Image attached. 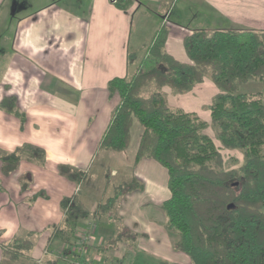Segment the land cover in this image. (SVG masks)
<instances>
[{"label":"crops","instance_id":"obj_1","mask_svg":"<svg viewBox=\"0 0 264 264\" xmlns=\"http://www.w3.org/2000/svg\"><path fill=\"white\" fill-rule=\"evenodd\" d=\"M115 1L0 0V103L13 97L23 115L0 108V151L33 145L44 153L40 160L24 155L9 174L0 161V264L24 257L3 254L2 246L14 237L33 244L29 260L62 250L49 232L63 220L61 200L72 197L90 213L77 231L92 235L88 264H190L165 228L166 170L149 158L136 161V150L128 158L127 150L99 149L119 103L107 84L145 67L147 48L160 27L167 29L165 52L183 63H190L183 40L192 31H264V0H126L124 9ZM163 92L171 108L210 121L218 92L210 76L189 92L169 87ZM97 164L93 179H113L105 198L83 189ZM115 193L114 214L97 213Z\"/></svg>","mask_w":264,"mask_h":264},{"label":"trees","instance_id":"obj_2","mask_svg":"<svg viewBox=\"0 0 264 264\" xmlns=\"http://www.w3.org/2000/svg\"><path fill=\"white\" fill-rule=\"evenodd\" d=\"M123 1H115L116 6L124 9ZM166 39L167 29L160 27L144 58L153 66L108 82L109 96L117 95L119 103L99 149L126 151L136 121L141 135L135 160L149 158L167 172L170 196L161 208L166 230L176 237L174 249L186 255L190 264H264V155L260 153L264 145V31H192L183 40L190 63L166 53ZM208 76L218 89L209 122L168 105L164 87L183 94ZM251 81H258L262 90L238 92ZM0 108L23 119L13 97L4 98ZM209 126L216 132L218 145L206 133ZM222 149L240 150L243 164L224 169ZM24 155L40 160L44 153L33 145L13 153L0 151L5 174L16 170ZM80 178L76 174L74 181ZM113 202L107 199L96 212L108 211ZM60 206L63 220L51 227L49 238L62 245L61 255L88 264L87 257L76 254L73 246L79 221L90 213L74 197L62 199ZM2 248L5 256L17 260L29 255L33 244L14 237Z\"/></svg>","mask_w":264,"mask_h":264},{"label":"rangeland","instance_id":"obj_3","mask_svg":"<svg viewBox=\"0 0 264 264\" xmlns=\"http://www.w3.org/2000/svg\"><path fill=\"white\" fill-rule=\"evenodd\" d=\"M148 59H149V57H148ZM148 61H147L146 65H145V67L144 68L142 67L144 70L150 68L154 64V62L150 61L148 63ZM260 90H262V85L258 81H251V82H248L247 84L242 85L241 87H239L238 92L239 93H253V92L260 91ZM145 92H148V91H145ZM140 132H141V127H140V125L137 122H135V126L132 128V132H131V134H132L131 145L127 149V151L124 153V155L126 157L129 158V156H131V154L136 150L137 144H138V140L140 138ZM206 133L218 145V142L216 140V132H215V130L213 128H211V130L210 129L208 130V128H207ZM260 153L262 155H264V145L260 148ZM221 154H222V158H223V162H224V169H226V170L232 169V168H238V167H240L243 164L244 157H243V153L240 150H226V149H222L221 150ZM97 168H99V164H97L94 167V169H92L90 171L89 176H87L86 182H85V184L83 186L84 191L87 192V193H94L95 194V198L98 197V196L101 197L102 194L109 192L112 189V184H113V179L112 178H108V181H110L108 183H106L104 179H98L97 181H96V179H93V177L95 175H97V170H96ZM132 183L135 184V185L137 184L136 181H133ZM132 187L134 188V186H132ZM125 189H126V187L119 188V189H117L116 192L121 193ZM110 196H111L110 197L111 199H114V202H113V204L111 206H109L108 211H110L111 214H114L112 212L115 209L118 195L115 193V194L110 195ZM105 197H107V195ZM105 197L102 195V198H105ZM107 199H109V198H107ZM107 199L100 205L104 206V204L106 203ZM97 213H100V212H97ZM74 241H75V239H74ZM53 249L55 251L54 247H53ZM73 250H74V246H73ZM56 251H58V253L57 252L56 253L47 252L48 254L46 256L42 255L43 258H41L40 260H38V259L35 260L34 259L35 261L29 260L30 257H28V256H24L23 258H21L19 260V262L15 261L14 264H55L56 261H59V260L64 261V262L67 261L66 263L68 264V259L62 258L61 255H60L62 250L59 249V250H56ZM5 264H7V263H5Z\"/></svg>","mask_w":264,"mask_h":264},{"label":"built area","instance_id":"obj_4","mask_svg":"<svg viewBox=\"0 0 264 264\" xmlns=\"http://www.w3.org/2000/svg\"><path fill=\"white\" fill-rule=\"evenodd\" d=\"M74 239H75L74 252L82 257H86L87 249L92 240V235L89 232H80V233H76ZM46 254L47 252L45 251L44 255ZM61 257L66 258L63 255H61ZM68 264H83V263H81L79 260H70L68 261Z\"/></svg>","mask_w":264,"mask_h":264}]
</instances>
